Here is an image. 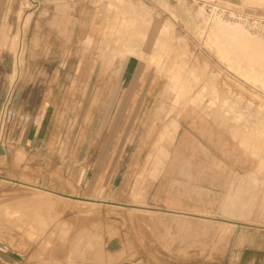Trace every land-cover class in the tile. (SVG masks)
Masks as SVG:
<instances>
[{"label":"crops","instance_id":"1","mask_svg":"<svg viewBox=\"0 0 264 264\" xmlns=\"http://www.w3.org/2000/svg\"><path fill=\"white\" fill-rule=\"evenodd\" d=\"M92 1L0 0V113L14 89L8 134L35 159L0 183V215L8 207L11 217L0 225V264H264V180L219 127H202L216 148L199 149L188 121L182 131L179 119L166 123L156 150L164 159L148 185L124 180L138 149L127 164L125 149H94L88 139L56 149L77 125L86 136L104 126L139 142L155 121V107L132 100L143 89L131 84L139 61L98 53L103 8ZM21 23L22 69L13 47ZM51 220L57 234L46 245Z\"/></svg>","mask_w":264,"mask_h":264},{"label":"rangeland","instance_id":"2","mask_svg":"<svg viewBox=\"0 0 264 264\" xmlns=\"http://www.w3.org/2000/svg\"><path fill=\"white\" fill-rule=\"evenodd\" d=\"M91 3L103 8L100 14L102 37L98 42V53L110 58L117 57V60L135 58L139 61L137 78H134L131 84H140L143 89L140 95H133L132 100L145 101L150 103L151 107H155V121L153 119L151 122L154 121L157 124L154 125L153 122L149 127L143 126L142 130L144 129L145 132L140 136L143 140L139 142L132 141L133 137H139L136 134L124 135L118 132L107 136L104 126L93 127L92 134L86 136L88 127L77 125L75 129L80 130V133L72 131L67 134L65 141H59L56 149H73L77 142L83 146L85 139H88L86 143L91 141L94 149H125L129 152L128 158L125 159L126 164L131 162L130 155L134 149H138L140 158L132 159L134 163H131L130 172L124 180L146 182L145 184L148 185L154 182L155 175V172L150 170L154 167L153 171H155L159 160L164 159L156 151L166 144L160 141V132L170 120L179 119L182 124L181 131L184 130L187 121L191 125L194 135L198 138L194 139L199 149L201 144H209V147L216 148L215 143H211L208 137H204L205 131L202 127L209 126L215 130L219 127L223 131H221V140L237 142L242 151L255 161L256 175L259 180H264V167H259V162L264 164V106L259 105L260 101L264 104V93L246 79V71H241L240 73L244 76H239V72L235 70L236 66H228L221 61L216 51L210 49L207 44V36H198L197 21L191 19L187 11V8H190L196 12L200 6H205L208 11L216 8L228 16L234 14L238 18L247 20L252 26L250 28L252 32H258L264 37V0L235 2L232 0H93ZM26 6L30 7L29 10L34 8V4L32 6L24 4V7ZM165 24L170 25L169 33L164 38L169 55H164L163 52L161 54V51L160 54L169 62L166 63V69L163 72L159 66L156 68L147 58L144 59V56L154 52L159 31ZM19 32L18 28L13 39L15 49L18 47ZM130 49L135 52V55L129 56ZM142 52L145 55L141 59L138 55ZM24 53L23 50L19 61L21 69ZM160 68H162L161 65ZM167 69L179 73L186 82L187 86L181 92L180 88L172 90L168 87L169 76L165 72ZM149 86L150 93H146ZM185 91L188 93H182ZM198 95L202 103L193 105L190 99ZM6 111L0 134V183L10 177H16L10 171H26V165L35 161L29 158L27 151L11 141L8 134L10 127L7 122L9 108ZM122 138L125 139L124 142ZM174 148V146L168 148L169 156L173 154ZM143 154L146 156L143 157ZM171 159L168 157L162 166L169 163ZM61 160L62 166H70L64 162L71 159ZM67 171L70 172L69 169ZM33 172L35 173L36 170L34 169ZM149 190L148 188L145 191L149 192ZM131 192V197L138 196L137 191ZM50 206L52 209L57 206V203L51 201ZM10 218L7 207L2 217L0 215L2 228L10 227ZM49 227L51 232L49 238H46V245L55 240L56 221L51 220ZM34 229L36 230L37 227L34 226ZM28 240L37 245L40 238L33 237Z\"/></svg>","mask_w":264,"mask_h":264},{"label":"bare ground","instance_id":"3","mask_svg":"<svg viewBox=\"0 0 264 264\" xmlns=\"http://www.w3.org/2000/svg\"><path fill=\"white\" fill-rule=\"evenodd\" d=\"M187 9L190 18L197 21L198 36L203 37L206 35L207 44L210 49L216 51L221 61L228 66H236L237 69L235 70L239 72V76H244L240 72L243 70L246 71V79L264 93V37L258 32H252L250 30L252 27L251 24L247 20L238 18L234 14L228 16L216 8L208 11L205 6H200L196 12L190 8ZM169 30L170 25L167 24L161 28L152 54L144 56L145 54L142 52V54L138 55L141 59L143 56L144 59L147 58L150 64H153L156 68L159 66V69H162L163 72L166 69V63L169 62L161 55L162 52L164 55H169L168 47L164 44V38L169 33ZM130 50L128 51L129 56L135 55V52ZM160 65L162 68H160ZM165 72L169 76L168 87L170 89L180 88L181 92L182 89L186 88V82H184L179 73L174 70L170 71L169 69L165 70ZM201 101L199 95L190 99L193 105L200 104L202 103ZM259 105L261 107L264 106L262 101H260ZM6 113L7 111L4 108L0 115V134Z\"/></svg>","mask_w":264,"mask_h":264},{"label":"built area","instance_id":"4","mask_svg":"<svg viewBox=\"0 0 264 264\" xmlns=\"http://www.w3.org/2000/svg\"><path fill=\"white\" fill-rule=\"evenodd\" d=\"M22 23H21V25L19 26V49H18V51H17V53H16V57H17V59H19L20 60V56H21V53H22V43H23V36H22ZM13 91H14V89H10L9 90V92H8V94H7V97H6V100H5V102H4V105H3V109H4V107H5V109L6 110H8V108H9V105H10V103H11V100H12V96H13ZM3 109H2V111H3ZM1 111V112H2Z\"/></svg>","mask_w":264,"mask_h":264}]
</instances>
